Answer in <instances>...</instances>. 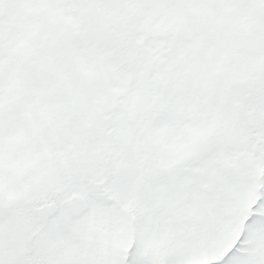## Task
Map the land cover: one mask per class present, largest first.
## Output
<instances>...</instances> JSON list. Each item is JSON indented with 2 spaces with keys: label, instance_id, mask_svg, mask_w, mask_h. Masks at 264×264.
<instances>
[{
  "label": "snow or ice",
  "instance_id": "obj_1",
  "mask_svg": "<svg viewBox=\"0 0 264 264\" xmlns=\"http://www.w3.org/2000/svg\"><path fill=\"white\" fill-rule=\"evenodd\" d=\"M0 264H264V0H0Z\"/></svg>",
  "mask_w": 264,
  "mask_h": 264
}]
</instances>
